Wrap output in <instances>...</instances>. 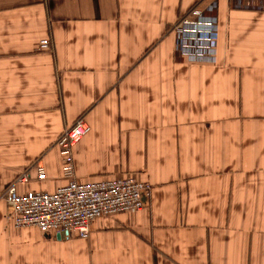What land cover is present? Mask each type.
<instances>
[{"label":"crops","instance_id":"1","mask_svg":"<svg viewBox=\"0 0 264 264\" xmlns=\"http://www.w3.org/2000/svg\"><path fill=\"white\" fill-rule=\"evenodd\" d=\"M212 1L215 59L180 57L172 25ZM243 2L0 0V264H264V0ZM80 115L77 180L134 175L143 208L86 237L15 227L2 192L63 185Z\"/></svg>","mask_w":264,"mask_h":264},{"label":"built area","instance_id":"2","mask_svg":"<svg viewBox=\"0 0 264 264\" xmlns=\"http://www.w3.org/2000/svg\"><path fill=\"white\" fill-rule=\"evenodd\" d=\"M237 8H247L243 0H234ZM216 1L204 9L196 6L172 27L176 35L175 51L192 61H212L217 47ZM38 50L51 51L50 39L43 38ZM83 117L77 118L56 139L60 150L62 172L66 182L54 192H28L19 194L17 183L27 180V173L18 175L2 192L9 215L17 228L36 227L43 232L52 231L61 236L86 237L96 219H106L121 212H137L143 208L142 196H148L151 185L134 175L99 181L80 182L75 177L73 147L89 131ZM37 177L44 178V168L35 164Z\"/></svg>","mask_w":264,"mask_h":264},{"label":"trees","instance_id":"3","mask_svg":"<svg viewBox=\"0 0 264 264\" xmlns=\"http://www.w3.org/2000/svg\"><path fill=\"white\" fill-rule=\"evenodd\" d=\"M196 6H198V3H195L194 5H192V7L188 10V12L187 13H185L183 16H181L180 18H178L177 20H176V22L172 25V27L175 25V24H177L183 17H185V16H187ZM172 30V29H171ZM217 39H218V35H217ZM79 117H82V115H80ZM78 117V118H79Z\"/></svg>","mask_w":264,"mask_h":264},{"label":"water","instance_id":"4","mask_svg":"<svg viewBox=\"0 0 264 264\" xmlns=\"http://www.w3.org/2000/svg\"><path fill=\"white\" fill-rule=\"evenodd\" d=\"M61 236V235H60Z\"/></svg>","mask_w":264,"mask_h":264}]
</instances>
